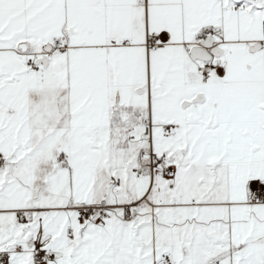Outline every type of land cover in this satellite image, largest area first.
I'll use <instances>...</instances> for the list:
<instances>
[{
    "label": "snow or ice",
    "instance_id": "6c2138e0",
    "mask_svg": "<svg viewBox=\"0 0 264 264\" xmlns=\"http://www.w3.org/2000/svg\"><path fill=\"white\" fill-rule=\"evenodd\" d=\"M0 264H264V0H0Z\"/></svg>",
    "mask_w": 264,
    "mask_h": 264
}]
</instances>
